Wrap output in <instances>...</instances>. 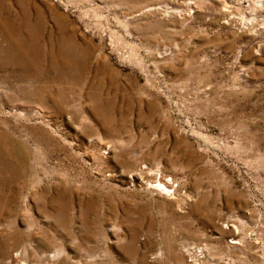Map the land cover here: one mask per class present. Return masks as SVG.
Wrapping results in <instances>:
<instances>
[{"label":"rangeland","instance_id":"1","mask_svg":"<svg viewBox=\"0 0 264 264\" xmlns=\"http://www.w3.org/2000/svg\"><path fill=\"white\" fill-rule=\"evenodd\" d=\"M0 27V264H264V0H0Z\"/></svg>","mask_w":264,"mask_h":264},{"label":"bare ground","instance_id":"2","mask_svg":"<svg viewBox=\"0 0 264 264\" xmlns=\"http://www.w3.org/2000/svg\"><path fill=\"white\" fill-rule=\"evenodd\" d=\"M28 26V25H25ZM28 28V27H27ZM30 30V29H28ZM0 31L2 33H6V28L5 27H0ZM17 33V32H16ZM11 34V32L9 33ZM29 37H28V47L31 49L33 55L32 56H37L38 55V46H37V34L32 32L30 30ZM165 182L168 184L169 182L165 180ZM169 185V184H168ZM153 192H155L158 195H162L163 197L167 198L169 194H167L166 186L165 183H157V187L151 188ZM191 251V250H190Z\"/></svg>","mask_w":264,"mask_h":264},{"label":"built area","instance_id":"3","mask_svg":"<svg viewBox=\"0 0 264 264\" xmlns=\"http://www.w3.org/2000/svg\"><path fill=\"white\" fill-rule=\"evenodd\" d=\"M193 252H194L197 256H201V254H202L201 249H199V248H195V250H193Z\"/></svg>","mask_w":264,"mask_h":264}]
</instances>
